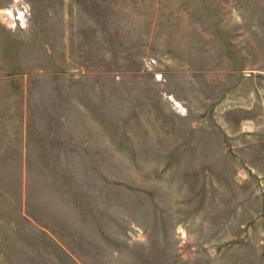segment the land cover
<instances>
[{
	"label": "rangeland",
	"instance_id": "rangeland-1",
	"mask_svg": "<svg viewBox=\"0 0 264 264\" xmlns=\"http://www.w3.org/2000/svg\"><path fill=\"white\" fill-rule=\"evenodd\" d=\"M254 174L264 0H0V264H264Z\"/></svg>",
	"mask_w": 264,
	"mask_h": 264
},
{
	"label": "crops",
	"instance_id": "crops-1",
	"mask_svg": "<svg viewBox=\"0 0 264 264\" xmlns=\"http://www.w3.org/2000/svg\"><path fill=\"white\" fill-rule=\"evenodd\" d=\"M254 175L255 178H258L260 180L261 177L264 176V174L263 176H260V174H254ZM258 191L259 192L262 191L264 197V189H260ZM104 212L102 218H105L104 216L106 215V212L105 213ZM241 245L243 246L246 244H241L236 240L232 242L230 241L224 242V240H220L219 242L217 241L214 244L215 246L214 249H210L211 247L208 246H211V244H208L205 238H202V240H199L197 242L199 253H197L196 256H198V258L201 259L202 257H204V255H208L210 257V260H212L213 262L210 264H255L254 255L251 254L252 252L248 253V250L244 246H243L244 248L243 247L241 248ZM112 257H114V259H118L120 257V254L118 253V251H115ZM192 264H207V263H202L201 261H199V263L195 262Z\"/></svg>",
	"mask_w": 264,
	"mask_h": 264
}]
</instances>
